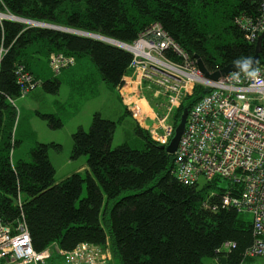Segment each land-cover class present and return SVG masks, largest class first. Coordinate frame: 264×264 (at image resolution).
Instances as JSON below:
<instances>
[{"label":"trees","instance_id":"obj_1","mask_svg":"<svg viewBox=\"0 0 264 264\" xmlns=\"http://www.w3.org/2000/svg\"><path fill=\"white\" fill-rule=\"evenodd\" d=\"M0 10L125 44L161 23L190 59L200 56L215 72L254 56L256 41L237 18L257 19L264 0H0ZM58 52L77 61L90 57L102 79L116 89L133 58L126 48L99 39L0 19V217L11 225L24 218L34 248H54L59 264L67 263L59 258L58 248L71 250L82 242L102 247L109 243L120 264H204L205 258L219 256H226L227 264H241L252 258L245 256L254 242L252 216L223 205V195L236 187L229 182L219 186V177L203 186L183 183L176 176L175 154L139 124L143 148L129 143L112 148L118 122L95 112L90 129L80 126L72 135L71 157L86 156L87 169L59 182L50 148L60 151V143L37 142L31 160L13 161L18 143L14 100L23 96L17 69L24 66L33 75L37 85L32 90L41 83L46 92L56 94L62 82L52 72L50 56ZM166 54L183 61L174 50ZM257 66L264 68V38ZM209 91L194 86L174 111V128L184 109L190 110ZM41 116L52 129L64 126L57 114ZM227 242L234 244L231 250L225 248Z\"/></svg>","mask_w":264,"mask_h":264},{"label":"built area","instance_id":"obj_2","mask_svg":"<svg viewBox=\"0 0 264 264\" xmlns=\"http://www.w3.org/2000/svg\"><path fill=\"white\" fill-rule=\"evenodd\" d=\"M237 20L253 42L264 33V10L255 20L244 16ZM125 45L133 58L118 93L133 118L158 143L169 144L175 129L174 111L193 93L194 86L210 88L189 110L174 153L176 176L189 185L198 184L201 177L207 181L219 177L236 187L223 195V205L251 214L254 242L245 256L264 258V84L244 79L241 71L226 73L216 81L204 77L197 60L190 59L161 23H154L133 44ZM170 49L183 61L169 57L166 51ZM76 63V57L64 53L50 56L56 74ZM259 68L264 80V68ZM237 73L239 82L234 79ZM17 75L25 96L37 84L24 66L18 67ZM150 94L158 100V110ZM109 246L82 242L71 250L58 248V256L67 264H107L112 258ZM231 246L232 242L225 243L226 249ZM53 251L34 248L24 218L11 225L0 217V264H59Z\"/></svg>","mask_w":264,"mask_h":264},{"label":"rangeland","instance_id":"obj_3","mask_svg":"<svg viewBox=\"0 0 264 264\" xmlns=\"http://www.w3.org/2000/svg\"><path fill=\"white\" fill-rule=\"evenodd\" d=\"M1 12L9 14L0 10ZM3 18L0 17V19ZM11 18L14 20L18 19L19 22L29 26L43 27L33 23L32 20L34 19L31 18H17L14 16H11ZM26 20L28 21L26 22ZM46 23L49 25L55 24L51 22ZM124 47L127 49L126 45ZM82 62L83 64L80 68L69 67L57 74L62 82L58 93L52 94L46 92L40 83L26 96L15 98L14 104L17 109V120L14 128V137L18 142L13 150V161L15 163L20 159L31 160L30 150L37 142H52L51 139L55 138L60 141L57 143L62 144L60 151L50 148V155L57 170L56 179L62 180V177L66 173L73 171L75 167L81 164L86 165V156H81L77 159L71 157L73 149L72 135L79 128V122L85 124V129L89 130L93 121V116L90 118V113H95L98 109L103 117L118 122L112 140V148L123 143H129L135 148L144 147V138L138 131L137 121L133 118L130 111L129 114L124 107H121L122 111L118 107L121 104V96L118 90L110 87L102 79L99 69L90 57L83 58ZM150 97L154 103L153 107L158 110V100L151 94ZM41 113L59 115L64 121V126L59 129H52L48 120L42 117ZM88 121H90V124H88ZM67 160H72L75 163L73 166H67L64 169L63 166ZM221 179V181H218V185L227 186V180ZM206 181L204 177H201L199 180L200 186H203ZM86 193L85 186L82 195L85 196ZM245 215L251 216L250 213H245ZM114 258L111 264H120L119 257L116 255ZM206 264H210V260L207 259ZM241 264H264V258L252 257L246 259Z\"/></svg>","mask_w":264,"mask_h":264},{"label":"water","instance_id":"obj_4","mask_svg":"<svg viewBox=\"0 0 264 264\" xmlns=\"http://www.w3.org/2000/svg\"><path fill=\"white\" fill-rule=\"evenodd\" d=\"M11 16H14V17H17V18L19 17V16H16V15H13V14L9 13V14H7V18L4 17V19L14 20L13 18H11ZM17 20L18 19H16V21ZM33 21L34 20H32V22ZM42 22H44V21H42ZM37 24L39 26H43V27L50 28V29H53V30H59V31H63V32L74 33V34H78V35H82V36H87V37L99 39V40H102V41L107 42L109 44L125 48L124 47V45H125L124 42L116 40V39H113V38H109L107 36H104V35H101V34H98V33L88 32V31H84V30H80V29H76V28H71V27H68V26H62V25H59V24L49 25L46 22L41 23V24L37 22ZM263 38H264V33L260 34L258 39H257V41H256V50H255L254 56L252 57L253 67H256L257 64L261 60V50H262ZM196 59H197L198 66H199L202 74L204 75V77L209 78L211 80H215L216 81L221 76L225 75L226 73H230V72H233V71H240V69L235 65V63H231V64H228V65L222 67L221 69H219V70H217L215 72H210L207 69L204 61L202 60V58L200 56L197 55ZM188 114H189V108L187 107L183 111V114H182L181 119H180V123L174 129V135L172 136L169 144L167 146L163 145V148H165L171 154L175 153L177 148H178L179 142H180L181 137H182V135L184 133V130H185V125H186V122H187ZM217 259L220 262V264H227V257L226 256H219Z\"/></svg>","mask_w":264,"mask_h":264},{"label":"crops","instance_id":"obj_5","mask_svg":"<svg viewBox=\"0 0 264 264\" xmlns=\"http://www.w3.org/2000/svg\"><path fill=\"white\" fill-rule=\"evenodd\" d=\"M82 64H83L82 61H80V62L77 61L76 65L74 66L75 69L80 68V67L82 66ZM120 102H121V104L118 105L119 109L122 111V108H121V107H124V108L126 109L127 113H129L128 110H127V108H126V106L124 105V103H123L121 97H120ZM79 105H80V104H79ZM96 112H100L99 109L96 110ZM93 114H94V112H93L92 114L90 113V118L93 116ZM129 114H130V113H129ZM90 121H91V119H90ZM90 121H88V124H90ZM151 123H152V122H151ZM78 124H79V127L82 126L83 128H85V126H86L85 124H83V123H81V122H79ZM149 124H150V123H149ZM51 141H54V142H60V141H58V139H55V138L51 139ZM56 151H58V150H56ZM50 158H51V160H52V162H53V159H52L51 155H50ZM82 162H83V161H82ZM82 162H81V163H82ZM53 163H54V162H53ZM74 163H75V162L72 161V160H67V161L64 163V166H63V167H64V169H65L67 166H73ZM54 165H55V164H54ZM55 167H56V166H55ZM86 169H87V163H86V165H85V164H81V165L75 167V169H73V171H71V172H69V173H66V174L64 175V177H62V179H64L65 177H67L68 175H70V174H72V173H74V172H77V171H84V170H86ZM57 181L59 182V181H61V180L57 179ZM108 249L110 250V253L112 254V258L107 262V264H111V262H112L115 258H114V255H113V253H112V250H111L110 246L108 247ZM106 251H107V250H106ZM207 259L210 260V264H220V262H219L218 259H216V258H205V259H204V264H206V260H207Z\"/></svg>","mask_w":264,"mask_h":264},{"label":"clouds","instance_id":"obj_6","mask_svg":"<svg viewBox=\"0 0 264 264\" xmlns=\"http://www.w3.org/2000/svg\"><path fill=\"white\" fill-rule=\"evenodd\" d=\"M234 63L240 69L244 79L255 81L257 85L264 84V80H261L259 75L261 70L259 67H253L252 58L237 59ZM234 79L239 82L241 79L240 73H237Z\"/></svg>","mask_w":264,"mask_h":264},{"label":"bare ground","instance_id":"obj_7","mask_svg":"<svg viewBox=\"0 0 264 264\" xmlns=\"http://www.w3.org/2000/svg\"><path fill=\"white\" fill-rule=\"evenodd\" d=\"M7 15H4L3 13H0V17H6ZM4 19V18H3ZM28 20H26V22H27ZM37 22L38 23H44V22H42V21H36V20H34L33 21V23H36L37 24ZM31 25V24H30ZM38 26V25H37ZM136 46H138V45H136ZM136 46H134V48L136 47ZM131 47H133V45L131 46ZM138 47H136L135 49H137ZM1 52H2V50H1Z\"/></svg>","mask_w":264,"mask_h":264}]
</instances>
